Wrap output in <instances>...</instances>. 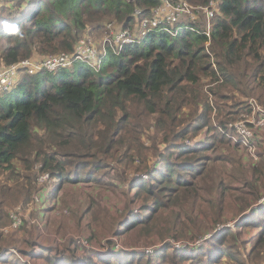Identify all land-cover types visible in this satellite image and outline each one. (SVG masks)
I'll list each match as a JSON object with an SVG mask.
<instances>
[{
	"label": "trees",
	"instance_id": "1",
	"mask_svg": "<svg viewBox=\"0 0 264 264\" xmlns=\"http://www.w3.org/2000/svg\"><path fill=\"white\" fill-rule=\"evenodd\" d=\"M2 1L0 66L72 52L81 37L108 32V22L137 27L161 0ZM217 1L209 45L203 25L188 22L197 28L174 31L176 24L171 32L164 22L116 50L108 46L98 66L77 60L52 71L21 69L13 88L0 92V222L14 203L13 185L24 187V177L25 199L32 200L46 185L39 177L49 175L54 202L67 183L114 185L133 170L138 175L129 178L121 234L137 228L147 238L156 232L162 240L191 241L203 235L193 227L198 214L213 220L215 233L202 245L165 242L152 253L126 243L117 252L76 259L54 255L46 245L15 253L41 264H236L242 250L250 258L264 255V154L261 168L242 162L244 176L227 170L230 163L242 169L228 155L241 147L228 137V122L252 111L246 98L264 105V0ZM204 79L216 83L208 93ZM211 96L222 130L210 121ZM146 129L153 133L146 136ZM207 129L208 138H200ZM238 183L246 184L241 194Z\"/></svg>",
	"mask_w": 264,
	"mask_h": 264
},
{
	"label": "rangeland",
	"instance_id": "2",
	"mask_svg": "<svg viewBox=\"0 0 264 264\" xmlns=\"http://www.w3.org/2000/svg\"><path fill=\"white\" fill-rule=\"evenodd\" d=\"M2 2L3 1L0 0V4ZM108 24L112 23L108 22L106 26ZM120 25L121 24L113 23V25H111V30H113L112 26L114 28H119ZM104 34L105 33L99 34L97 35V37H91L94 39V41H99ZM203 82L204 83L201 86L204 87L203 90L207 93L210 86H216V83H211L208 79H204ZM193 93L197 96L199 94V89L196 88ZM210 98L213 108V113L212 117H210V121L212 122V124L214 123V126H216V128L222 130L219 124H217L218 116H220L216 112L218 106L214 104L212 96ZM246 101L251 104L253 112L251 113V115H248L246 111L242 112L237 116L236 119L228 122L227 126L229 130L227 134L230 133V135L227 136L229 138H232V135L236 133L231 124H234L242 118L254 119L256 121L258 116L264 111V105L258 102L257 97L251 96L250 98H246ZM219 129L217 130L220 131ZM145 132L146 136H150V134L153 133L152 130L149 129H146ZM208 135L209 132L207 129L202 133V136H200V138H208ZM253 135L254 138H252V140L254 141V143L253 145L249 146L247 152L246 149L243 148V144H245L246 142L244 143L243 141L241 142V147L237 149L233 148L228 151L229 156L240 160L239 164L242 169H240V171L233 169L232 163H230L227 166V170H232L239 176H244L247 168L243 167L242 162L247 166L251 163V161L258 162V168H261L260 154H264V125L256 128L255 132H253ZM145 143H147V145L151 144V142H149L147 139ZM122 171H124V167L122 168ZM129 172L130 173L128 177H124L123 179H121V181H116L117 183H115L114 185L106 184L102 186L99 184L86 185L67 183L65 185V188L61 191L60 195L56 199H54V202H56L57 206H54L55 203L48 196V188L51 183V178L49 177V175L43 174L39 177V183H44L46 185L40 188L39 192L34 195V199L32 200L25 199V193L28 188L27 185H25L26 183H28L26 177L23 178L24 182H20V184H24V187H22L21 185H18L16 187L15 185H13V181L10 182L9 184L13 185L12 195L10 197L14 200V203L11 206L12 208L8 209V212L11 210L9 212V215L3 214L6 219L3 222H0V235L3 234L2 236H0V253L3 252L2 254L4 255L6 253L5 250H9V252L7 253L8 257L5 258L6 261L4 260V263L12 264L14 259L17 258L20 264H24L25 260H28L30 264H41L39 258L33 259L25 255L15 253L19 252V248L31 250L32 248H38L40 245H46L52 248V252L54 255L75 254L73 258L70 257L72 259L78 258L77 256L79 254L85 252L89 253V255L91 256L92 254L96 253H105L108 250L117 252L121 248H124L126 244H137L139 245V247L135 248L141 249L145 247L149 249H158L162 247L165 242L173 244L175 247L182 246L181 244L186 245V243L195 245V242L197 241L198 245H202L219 228L215 227V225H212L211 221L213 220L211 218L205 217L202 214H198L200 216L193 224V227L197 229L196 231H200L203 235L202 237H198L193 240L191 239V241H188L187 239L176 241L173 237H167L162 240L156 232L153 233L152 236L147 238L145 236H139L137 228L130 229L127 234H121V227L119 224L125 219L127 208L125 211L124 207L127 206V204L129 203V199L132 196V194L130 196L128 195L131 190L129 181L133 176L138 175L133 170H130ZM143 175L146 176V174ZM250 181L255 182V180L253 179H250ZM2 182L5 183L3 178L0 179V184H2ZM245 185L246 184L238 183V186H240L242 189L241 191H239L240 194L245 188ZM261 190V193L264 194L263 187H261ZM262 199H264V196L262 197ZM62 201L66 204V206L61 205ZM67 203H70L71 207H68ZM140 204L141 203L136 206L139 208ZM16 209L21 210L23 221L25 220V225H21L22 228H20L19 230L10 228L12 227L10 216L11 213ZM228 223V225H233L231 224L232 221H229ZM162 227L165 228L167 227V225ZM83 236H89L91 240L88 241ZM79 242L85 245L86 247H84L89 250L81 247V244ZM117 245L120 247H116ZM116 248L119 249L115 250ZM242 251L243 254L241 256L244 263L257 264L255 262H259L263 259L260 264H264V255H261L258 258H256L255 256L253 258H250L248 251ZM168 252L170 255V250ZM2 260L3 259H0V264H4L2 263ZM242 263H240V261L236 262V264Z\"/></svg>",
	"mask_w": 264,
	"mask_h": 264
},
{
	"label": "built area",
	"instance_id": "3",
	"mask_svg": "<svg viewBox=\"0 0 264 264\" xmlns=\"http://www.w3.org/2000/svg\"><path fill=\"white\" fill-rule=\"evenodd\" d=\"M218 5L219 2L217 0H209L206 5H195L190 3L188 0H161L158 6L153 7L150 15L142 17L139 22V26L132 27L135 28L134 30L127 27H120L117 29L113 26V30H111V25L113 24H108L107 29H109V31L105 32V34L100 39L101 41L99 40L100 44L98 41H94L91 36H83L79 39L75 50L72 52H62L59 54L50 55L41 60L25 58L18 62L10 63L7 66H0V92L9 91L13 88L18 77L20 76L21 69H25L30 73L36 72L37 70L43 68L52 71L58 69L59 67L70 66L77 60L85 61L92 66H98L101 61V52L105 53L108 46L116 50L117 47L120 48L122 46L123 42H132L137 40V35L139 33L145 34L149 30L159 26L160 24H163L164 22L167 23L165 29L171 32V27L176 24H178V26L174 31H178L179 29L185 27L192 29L197 28L188 25V22H194L196 24L203 25L200 30L208 37L207 45H209L212 30L211 21L216 16V14L220 13ZM135 12L140 14L141 10L136 8ZM252 112L253 110L247 114L251 115ZM263 125L264 111L258 116L256 121L254 119H240L234 124H231V126L236 131V133L232 135V141L246 142L243 145L249 148V146L253 145L254 143L252 140V138H254L253 132H255L256 128ZM11 217L12 227L10 228H19L23 223V215L21 210L16 209L11 213ZM197 242H195V245H198ZM181 245L185 246V244ZM116 247L120 246L117 245ZM117 249L119 248H116L115 250ZM144 249L146 252L150 253L155 250V248L149 249L147 247Z\"/></svg>",
	"mask_w": 264,
	"mask_h": 264
}]
</instances>
